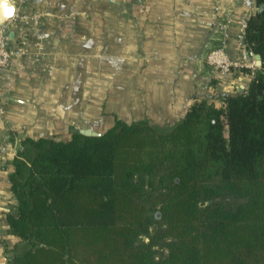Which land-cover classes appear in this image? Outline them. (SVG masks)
I'll return each mask as SVG.
<instances>
[{
    "label": "trees",
    "instance_id": "16d2710c",
    "mask_svg": "<svg viewBox=\"0 0 264 264\" xmlns=\"http://www.w3.org/2000/svg\"><path fill=\"white\" fill-rule=\"evenodd\" d=\"M256 2L246 37L262 66L223 106L196 101L169 127L116 117L100 135L70 126L67 138L23 140L9 175L17 206L7 213L23 247L7 264H264V0Z\"/></svg>",
    "mask_w": 264,
    "mask_h": 264
},
{
    "label": "crops",
    "instance_id": "0c3cea01",
    "mask_svg": "<svg viewBox=\"0 0 264 264\" xmlns=\"http://www.w3.org/2000/svg\"><path fill=\"white\" fill-rule=\"evenodd\" d=\"M16 1L43 18L9 32L13 55L0 102V264L23 247L7 220L17 206L11 162L23 140L66 138L70 125L104 132L116 117L169 127L196 101L245 90L248 74L223 76L206 54L225 45L236 55L240 15L258 6L256 0Z\"/></svg>",
    "mask_w": 264,
    "mask_h": 264
},
{
    "label": "built area",
    "instance_id": "2783aa9c",
    "mask_svg": "<svg viewBox=\"0 0 264 264\" xmlns=\"http://www.w3.org/2000/svg\"><path fill=\"white\" fill-rule=\"evenodd\" d=\"M15 9L13 14L0 22V102L3 100V78L5 71L11 64L13 52L9 48V32L15 27L27 20H33L38 24L43 14L38 12L27 13L17 6L18 2L13 1ZM21 3V0L20 2ZM247 18L241 20V28L238 33L237 46L238 53L232 55L228 52L225 45L211 48L206 54V62L209 66L217 70L221 75L238 73L246 71L248 75L254 76L261 68L256 58L257 53L250 46L246 37Z\"/></svg>",
    "mask_w": 264,
    "mask_h": 264
},
{
    "label": "rangeland",
    "instance_id": "374dc122",
    "mask_svg": "<svg viewBox=\"0 0 264 264\" xmlns=\"http://www.w3.org/2000/svg\"><path fill=\"white\" fill-rule=\"evenodd\" d=\"M22 2V1H21ZM23 4H24V2H23ZM23 4H17V6H19L20 8H21V10L22 11H24V12H27V13H31V12H37V11H27V10H24L22 7H23ZM258 6H256V7H254L253 8V12L252 13H242L241 15H240V19H239V31H240V28H241V26H242V24H241V20L242 19H244V18H247L248 20H249V18L251 17V16H254L255 14H256V12H257V10L259 9V7L257 8ZM38 13H40V14H43L42 12H38ZM43 18V17H42ZM41 18V19H42ZM247 20V21H248ZM29 21H31L30 19L29 20H27V21H25L24 23H27V22H29ZM32 23H33V20H32ZM32 23H30V24H32ZM21 24H23V23H21ZM34 24V23H33ZM34 25H39V23L38 24H34ZM247 26H248V23H247ZM246 29H247V27H246ZM250 46H251V44H250ZM252 47V46H251ZM258 71V70H257ZM241 73H245V74H247V72L246 71H243V72H238V73H232V75L233 74H237V75H240ZM228 75V74H227ZM223 76H226V75H223ZM250 76V75H249ZM251 77V79H252V77L253 76H250ZM247 87H248V85H247ZM246 87V88H247ZM233 93H236V92H233ZM224 94H226V92L224 93ZM224 94H222V95H219L217 98L218 99H215V98H211L212 100H213V102L218 106V107H221V106H223V104H224V99H223V95ZM218 103V104H217ZM70 126H72V127H76V126H74V125H70ZM69 126V127H70ZM77 128H79V127H77ZM68 136L70 135V132H69V128H68V134H67ZM56 138H60V137H57V135H54ZM62 138V137H61ZM67 138V137H66ZM155 228H156V224L155 223H153L152 224V227H151V229H150V232H153L154 230H155ZM138 240L139 241H141V242H148L149 241V234H141L140 236H139V238H138ZM155 248H157V249H160V250H165V247L163 246V245H157V246H155ZM158 255V254H157Z\"/></svg>",
    "mask_w": 264,
    "mask_h": 264
},
{
    "label": "water",
    "instance_id": "95a60500",
    "mask_svg": "<svg viewBox=\"0 0 264 264\" xmlns=\"http://www.w3.org/2000/svg\"><path fill=\"white\" fill-rule=\"evenodd\" d=\"M6 8H10L12 10V12H10L9 15L6 12ZM14 9H15V4L12 0H0V22L5 18L10 17L13 14ZM259 9H262V7H259ZM256 58L258 60V65L262 66V57L259 53H257ZM80 130L82 133L87 135H100L102 133L92 128H82Z\"/></svg>",
    "mask_w": 264,
    "mask_h": 264
},
{
    "label": "clouds",
    "instance_id": "9594fccd",
    "mask_svg": "<svg viewBox=\"0 0 264 264\" xmlns=\"http://www.w3.org/2000/svg\"><path fill=\"white\" fill-rule=\"evenodd\" d=\"M6 12L9 15V13L12 12V10L10 8H6Z\"/></svg>",
    "mask_w": 264,
    "mask_h": 264
},
{
    "label": "snow or ice",
    "instance_id": "6c2138e0",
    "mask_svg": "<svg viewBox=\"0 0 264 264\" xmlns=\"http://www.w3.org/2000/svg\"><path fill=\"white\" fill-rule=\"evenodd\" d=\"M12 14V13H11Z\"/></svg>",
    "mask_w": 264,
    "mask_h": 264
}]
</instances>
